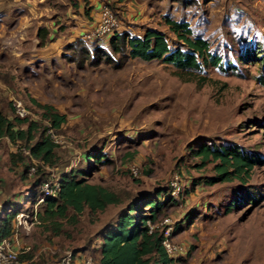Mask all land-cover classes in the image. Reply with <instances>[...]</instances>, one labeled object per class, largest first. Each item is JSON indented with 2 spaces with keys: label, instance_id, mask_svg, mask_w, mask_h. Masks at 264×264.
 <instances>
[{
  "label": "rangeland",
  "instance_id": "obj_1",
  "mask_svg": "<svg viewBox=\"0 0 264 264\" xmlns=\"http://www.w3.org/2000/svg\"><path fill=\"white\" fill-rule=\"evenodd\" d=\"M96 2L111 7L118 31L155 29L172 48L185 47L166 18L186 21L220 62L188 73L113 52L107 37L85 36ZM106 50L118 66L102 58ZM16 101L21 117L48 126L57 144V162L31 173L24 164L32 160L11 163L18 145L0 137V214L7 206L20 211L12 222L21 220L28 256L16 264H53L68 250L92 255L99 231L130 198L156 187L171 192L175 177L179 192L156 221L177 246L173 264H264V0H0V111L19 115ZM42 104L65 122L52 128ZM203 144L250 154L248 178L209 182L217 161L201 164L194 151ZM63 173L100 183L122 201L94 214L85 207L75 223L58 218L62 232L54 234L36 214L44 207L38 198L45 179Z\"/></svg>",
  "mask_w": 264,
  "mask_h": 264
},
{
  "label": "trees",
  "instance_id": "obj_2",
  "mask_svg": "<svg viewBox=\"0 0 264 264\" xmlns=\"http://www.w3.org/2000/svg\"><path fill=\"white\" fill-rule=\"evenodd\" d=\"M166 22L185 48L170 47L163 33L146 28L142 36L116 30L107 37L110 50L120 53L125 50L126 56L142 60L162 59L188 73L199 70L204 65H217L220 62L221 56L210 49L206 38L201 35L192 36L191 28L186 21L167 17ZM38 35H41V31ZM41 40H43L42 37ZM102 58L109 64L112 62L114 66L119 65V62H113L107 50L103 52ZM40 106L41 117L52 128H58L65 122L66 115L52 105ZM48 128L27 116L15 115L10 118L0 111V137H7L12 143L18 145V151L10 153L11 163L32 160V164L36 166L35 170L39 173H43V166L54 165L57 162L55 151L57 144L48 132ZM194 153L201 157V164H204L206 160L217 161L214 165L217 171L216 176L209 179V182L229 181L235 178L245 181L256 161L250 154L231 144L219 146L203 144ZM101 156L97 153L94 160L100 161ZM28 164H24L26 169L33 166ZM53 181L58 183L56 194L45 195L43 210L36 214L43 221L47 220L50 223L54 234L62 232V223L58 218L68 217L72 223H75L78 220V214L85 207L94 214L103 211L110 204H119L122 201L115 191L100 183L79 178L74 173H63ZM169 192V189L156 187L149 195L130 198L126 207L118 211L115 219L104 224L99 231L98 245L92 246L95 252L91 251L95 264H173L175 257L169 254L162 244L164 233L156 223L163 205L167 201L175 200L174 195ZM166 193L169 194L164 198ZM231 204L229 203L226 210L231 208ZM8 208L10 206L3 207L4 213L0 214V240L13 233L12 221L20 212H9ZM69 211L72 212L69 213ZM23 252L18 253L17 259L22 261L28 257Z\"/></svg>",
  "mask_w": 264,
  "mask_h": 264
},
{
  "label": "built area",
  "instance_id": "obj_3",
  "mask_svg": "<svg viewBox=\"0 0 264 264\" xmlns=\"http://www.w3.org/2000/svg\"><path fill=\"white\" fill-rule=\"evenodd\" d=\"M96 16L97 19L92 28L90 30H87L88 32H85L86 37H109L116 30H118V21L116 19V16L107 3L103 2L99 5ZM14 106L15 111L20 116L25 113V109L19 101H16V103H14ZM29 169L30 172H33L35 170V167L31 166ZM170 183L171 195L178 193L180 189L178 178L175 177V179L171 180ZM57 188V181L45 180L41 187L42 195L38 199L43 200L44 196L48 194L55 195ZM23 222L25 223L26 219ZM19 224H21V220L20 218H17V221L13 223V233L9 237H4L0 240V264L16 263L18 261V253L21 252L22 249H24L23 245L20 244L18 239L17 227ZM162 244L169 254L174 252L173 250L177 249V246H175L169 240L168 229L165 230ZM53 264H95V261L91 253L87 251L82 252L81 250H68L63 255H61Z\"/></svg>",
  "mask_w": 264,
  "mask_h": 264
},
{
  "label": "crops",
  "instance_id": "obj_4",
  "mask_svg": "<svg viewBox=\"0 0 264 264\" xmlns=\"http://www.w3.org/2000/svg\"><path fill=\"white\" fill-rule=\"evenodd\" d=\"M90 1H92V0H90ZM96 5H97L96 10L98 11V8H99L100 3H99V2H96V3H95V6H96Z\"/></svg>",
  "mask_w": 264,
  "mask_h": 264
}]
</instances>
